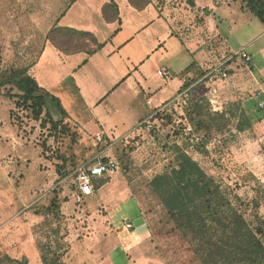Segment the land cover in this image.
<instances>
[{
	"label": "rangeland",
	"instance_id": "374dc122",
	"mask_svg": "<svg viewBox=\"0 0 264 264\" xmlns=\"http://www.w3.org/2000/svg\"><path fill=\"white\" fill-rule=\"evenodd\" d=\"M155 1L185 33L204 25L193 0ZM71 2L0 0V264H42L38 245L55 248L56 241L64 248L62 264H208L176 229L151 185L176 167L178 151L214 179L264 243V108L258 107L264 102V25L247 0H224L229 7L236 3L223 24L228 39L213 62L219 67L206 78L216 83L218 111L207 90L194 93V87L126 135L104 127L102 141L95 138L101 128L83 130L56 113L49 93H36L45 100L40 108L20 99L17 80L29 75ZM196 37L206 39L199 31ZM205 45L209 52L215 48L210 39ZM95 48L87 42L85 52ZM195 101L224 114L225 122H216L221 130L205 133L197 118L190 120ZM94 158L114 159L118 170L97 181L93 197L83 198L73 174Z\"/></svg>",
	"mask_w": 264,
	"mask_h": 264
},
{
	"label": "crops",
	"instance_id": "0c3cea01",
	"mask_svg": "<svg viewBox=\"0 0 264 264\" xmlns=\"http://www.w3.org/2000/svg\"><path fill=\"white\" fill-rule=\"evenodd\" d=\"M110 2L118 18L106 22L102 8ZM191 2L200 8L205 22L185 33L155 0L141 10L128 0H76L52 27L92 33L100 48L92 54L64 55L46 40L29 75L60 101L71 122L83 130L97 126L101 129L96 134L102 132L104 138V127L120 128V137L126 135L148 120L155 108L194 87V93L206 89L210 99H217L216 83L206 78L220 65L213 62L220 61L223 40L228 39L223 24L236 3L229 7L224 0ZM198 31L205 40L196 37ZM208 39L215 46L210 52L205 45ZM162 72L170 78L165 79ZM186 84L190 86L184 88Z\"/></svg>",
	"mask_w": 264,
	"mask_h": 264
},
{
	"label": "trees",
	"instance_id": "16d2710c",
	"mask_svg": "<svg viewBox=\"0 0 264 264\" xmlns=\"http://www.w3.org/2000/svg\"><path fill=\"white\" fill-rule=\"evenodd\" d=\"M128 1L137 10L148 5ZM246 3L250 13L264 25V0H247ZM102 15L106 22L116 21L118 13L114 3H106ZM46 40L64 55L85 52L87 42L96 46L88 54L100 48L92 33L57 26L51 28ZM17 84L23 92L20 96L22 102H30L39 108L45 105L44 98L36 95L44 90L33 77L23 74ZM189 86L186 84L184 88ZM52 98L56 102V113L66 114L60 101L54 96ZM191 109L190 120L197 118L199 127L205 133H209L213 127L218 130L221 128V125H216L217 120L225 122L224 114L206 110L199 101L193 102ZM151 185L162 198L176 229L184 237H190L193 244L197 245L196 252L205 255L206 263L264 264V243L257 235L259 230L256 232L250 228L229 196L191 157L178 151L176 167L154 178ZM55 243V248L50 243L38 245L42 264H62L58 253L64 248L59 241Z\"/></svg>",
	"mask_w": 264,
	"mask_h": 264
},
{
	"label": "built area",
	"instance_id": "2783aa9c",
	"mask_svg": "<svg viewBox=\"0 0 264 264\" xmlns=\"http://www.w3.org/2000/svg\"><path fill=\"white\" fill-rule=\"evenodd\" d=\"M165 79H169L170 75L166 72H162L161 74ZM187 95V92H182L178 96H176L171 102H167L166 104H162V106L155 108L153 111V115L149 118H153L154 115L164 113L172 104L179 101ZM149 104V103H148ZM210 104L216 111H218V107L214 106L217 103L215 99L210 100ZM258 107L263 109L264 102H259ZM148 119V120H149ZM148 120H146L143 124H148ZM142 125V124H141ZM140 125V126H141ZM95 138L98 141H102L104 139V134L102 132H98L95 134ZM118 170V164L114 159L105 158L103 159L94 158L86 165L78 168L73 174L74 186L79 193L80 196L83 198L93 197L96 186L95 183L101 179L111 177L114 175ZM132 225L130 223L125 224V228H131Z\"/></svg>",
	"mask_w": 264,
	"mask_h": 264
}]
</instances>
